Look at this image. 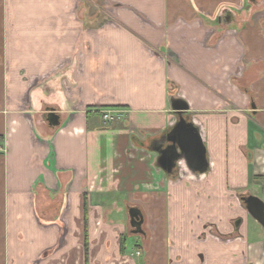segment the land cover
<instances>
[{
    "label": "crops",
    "instance_id": "1",
    "mask_svg": "<svg viewBox=\"0 0 264 264\" xmlns=\"http://www.w3.org/2000/svg\"><path fill=\"white\" fill-rule=\"evenodd\" d=\"M0 146V264H264V0H0Z\"/></svg>",
    "mask_w": 264,
    "mask_h": 264
},
{
    "label": "water",
    "instance_id": "2",
    "mask_svg": "<svg viewBox=\"0 0 264 264\" xmlns=\"http://www.w3.org/2000/svg\"><path fill=\"white\" fill-rule=\"evenodd\" d=\"M173 108L177 113H185L189 110L188 104L182 99H173ZM52 121L59 125L57 116H53ZM172 134L168 141L171 145L164 149L163 141L165 136L155 146L154 152L158 154V166L165 172L172 174L181 163H184L195 175H203L209 171V161L207 158V148L203 143L200 129L190 119L181 118L172 128ZM242 202L249 214L264 228V201L253 195L242 196ZM132 225L141 232L144 222L142 213L137 209H131Z\"/></svg>",
    "mask_w": 264,
    "mask_h": 264
},
{
    "label": "built area",
    "instance_id": "3",
    "mask_svg": "<svg viewBox=\"0 0 264 264\" xmlns=\"http://www.w3.org/2000/svg\"><path fill=\"white\" fill-rule=\"evenodd\" d=\"M104 119H105L106 122H112L115 119L121 120L122 119V112L114 113L111 110H105V112H104ZM2 153H3V147L0 146V154H2Z\"/></svg>",
    "mask_w": 264,
    "mask_h": 264
},
{
    "label": "flooded vegetation",
    "instance_id": "4",
    "mask_svg": "<svg viewBox=\"0 0 264 264\" xmlns=\"http://www.w3.org/2000/svg\"><path fill=\"white\" fill-rule=\"evenodd\" d=\"M172 131H173V129H170L166 134H164V136H165V140L163 141L164 143H165V146H164V149H167V147L169 146V145H171V142L170 141H168L169 140V138H170V135L172 134ZM163 137V136H162ZM160 140V139H159ZM157 144H159V143H157ZM156 144V145H157ZM144 145V144H143Z\"/></svg>",
    "mask_w": 264,
    "mask_h": 264
},
{
    "label": "trees",
    "instance_id": "5",
    "mask_svg": "<svg viewBox=\"0 0 264 264\" xmlns=\"http://www.w3.org/2000/svg\"><path fill=\"white\" fill-rule=\"evenodd\" d=\"M258 180H261L264 182V177H259Z\"/></svg>",
    "mask_w": 264,
    "mask_h": 264
},
{
    "label": "rangeland",
    "instance_id": "6",
    "mask_svg": "<svg viewBox=\"0 0 264 264\" xmlns=\"http://www.w3.org/2000/svg\"><path fill=\"white\" fill-rule=\"evenodd\" d=\"M99 1H101V0H99Z\"/></svg>",
    "mask_w": 264,
    "mask_h": 264
}]
</instances>
